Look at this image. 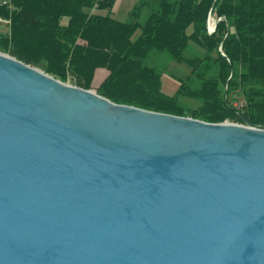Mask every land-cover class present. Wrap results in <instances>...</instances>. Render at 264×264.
I'll list each match as a JSON object with an SVG mask.
<instances>
[{
    "label": "water",
    "instance_id": "water-1",
    "mask_svg": "<svg viewBox=\"0 0 264 264\" xmlns=\"http://www.w3.org/2000/svg\"><path fill=\"white\" fill-rule=\"evenodd\" d=\"M0 264H264V127L116 104L0 53Z\"/></svg>",
    "mask_w": 264,
    "mask_h": 264
},
{
    "label": "trees",
    "instance_id": "trees-1",
    "mask_svg": "<svg viewBox=\"0 0 264 264\" xmlns=\"http://www.w3.org/2000/svg\"><path fill=\"white\" fill-rule=\"evenodd\" d=\"M116 1L0 0V51L116 104L264 127V0H137L129 22L114 16ZM153 53L187 68L172 75L173 95Z\"/></svg>",
    "mask_w": 264,
    "mask_h": 264
},
{
    "label": "rangeland",
    "instance_id": "rangeland-1",
    "mask_svg": "<svg viewBox=\"0 0 264 264\" xmlns=\"http://www.w3.org/2000/svg\"><path fill=\"white\" fill-rule=\"evenodd\" d=\"M146 16H147V10H144L143 14H142V20H145ZM119 17H120V19L122 21H125V22H129L131 20V17L127 13V11H123L122 10L121 13L119 14ZM192 46H193V44H192ZM191 48H190V52H191ZM190 52L187 53V55L192 53V52L191 53ZM0 53L8 55V54H6L4 52H1V51H0ZM192 54H195V53H192ZM147 61H148V64H151V65H154V66H156L158 68L166 70V72H165V74L163 75V78H162V90L167 95H173L176 92L177 88H178V83H177V81L174 78H172V75H176V76L184 75V73L186 72L187 68L182 66V65H177L176 63L171 61L166 54L153 53L148 58ZM99 74H101L100 71H99ZM99 79L96 82H98ZM67 84L71 85V86H75L71 82H69ZM194 105L195 104H193V106ZM226 123H229V122H226ZM232 124H238V123H232ZM238 125H245V124H238Z\"/></svg>",
    "mask_w": 264,
    "mask_h": 264
},
{
    "label": "built area",
    "instance_id": "built-area-1",
    "mask_svg": "<svg viewBox=\"0 0 264 264\" xmlns=\"http://www.w3.org/2000/svg\"><path fill=\"white\" fill-rule=\"evenodd\" d=\"M10 2V0H2V4L3 5H7ZM219 19H215L214 17H212L211 15L208 17V21H207V28H208V33H212L214 32L215 28H216V23ZM0 22L3 23H8V21L3 20L2 18H0ZM233 106L240 112L242 113L243 108L245 107V103H243V101L237 103L235 102L233 104Z\"/></svg>",
    "mask_w": 264,
    "mask_h": 264
},
{
    "label": "crops",
    "instance_id": "crops-1",
    "mask_svg": "<svg viewBox=\"0 0 264 264\" xmlns=\"http://www.w3.org/2000/svg\"><path fill=\"white\" fill-rule=\"evenodd\" d=\"M137 0H117L113 8V14L116 18H120L121 11H131L132 7L136 4Z\"/></svg>",
    "mask_w": 264,
    "mask_h": 264
}]
</instances>
